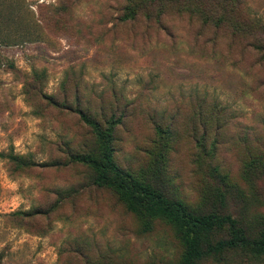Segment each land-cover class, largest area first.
<instances>
[{
	"label": "rangeland",
	"instance_id": "obj_1",
	"mask_svg": "<svg viewBox=\"0 0 264 264\" xmlns=\"http://www.w3.org/2000/svg\"><path fill=\"white\" fill-rule=\"evenodd\" d=\"M126 0H0V264H181L162 218L140 217L91 167L76 112L116 120V163L199 213L264 234V33L176 4L122 18ZM235 18L264 22V0ZM244 30H246L244 32ZM216 245L228 226L210 232ZM197 264H264L223 247Z\"/></svg>",
	"mask_w": 264,
	"mask_h": 264
},
{
	"label": "trees",
	"instance_id": "obj_2",
	"mask_svg": "<svg viewBox=\"0 0 264 264\" xmlns=\"http://www.w3.org/2000/svg\"><path fill=\"white\" fill-rule=\"evenodd\" d=\"M122 18L135 20L142 11L148 18L156 16L150 12L154 4L165 1L176 4L190 12L196 11L204 20L216 25L229 24L240 31L243 25L256 26L264 33V22L251 18L238 21L234 14L238 0H126ZM246 30H244L245 32ZM76 112L91 127L95 135V151L69 155V162H78L91 167L95 173V182L99 186L113 189L128 209L148 220L162 218L175 229L183 246L181 264H197L204 257L218 252L223 247L249 249L253 254L264 255V234L260 239H249L244 229L230 215L217 213H199L181 200L169 197L163 191L137 178L134 174L120 167L114 158L113 138L116 120L109 119L104 123L91 117L78 108ZM1 157L8 158L17 164L28 163L25 157L14 153L0 152ZM228 226L232 237L218 242L213 247L207 242L210 232L216 228Z\"/></svg>",
	"mask_w": 264,
	"mask_h": 264
}]
</instances>
